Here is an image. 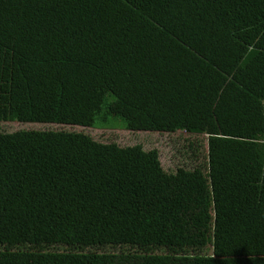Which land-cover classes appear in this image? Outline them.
Masks as SVG:
<instances>
[{"label": "trees", "instance_id": "1", "mask_svg": "<svg viewBox=\"0 0 264 264\" xmlns=\"http://www.w3.org/2000/svg\"><path fill=\"white\" fill-rule=\"evenodd\" d=\"M1 120L181 146L0 131V264H264V0H0Z\"/></svg>", "mask_w": 264, "mask_h": 264}, {"label": "rangeland", "instance_id": "2", "mask_svg": "<svg viewBox=\"0 0 264 264\" xmlns=\"http://www.w3.org/2000/svg\"><path fill=\"white\" fill-rule=\"evenodd\" d=\"M21 128L30 129H67L82 131L90 134L94 139L111 142L115 141L121 146L141 144L144 148H157L160 152L161 161L165 169L174 170L177 162L179 161V154L177 148L180 144L177 143L180 133L177 134H161L157 132H141L129 131L120 126H113L107 128H94V127H79L71 125H58V124H37V123H20L1 120L0 131L12 132ZM188 137L187 135H185ZM177 155V156H175Z\"/></svg>", "mask_w": 264, "mask_h": 264}]
</instances>
